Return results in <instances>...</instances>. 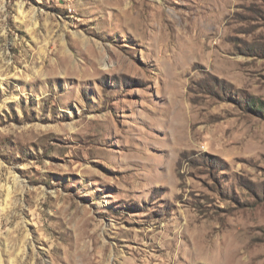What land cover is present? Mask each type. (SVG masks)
<instances>
[{
    "label": "rangeland",
    "instance_id": "1",
    "mask_svg": "<svg viewBox=\"0 0 264 264\" xmlns=\"http://www.w3.org/2000/svg\"><path fill=\"white\" fill-rule=\"evenodd\" d=\"M0 264H264V0H0Z\"/></svg>",
    "mask_w": 264,
    "mask_h": 264
},
{
    "label": "bare ground",
    "instance_id": "2",
    "mask_svg": "<svg viewBox=\"0 0 264 264\" xmlns=\"http://www.w3.org/2000/svg\"><path fill=\"white\" fill-rule=\"evenodd\" d=\"M21 13V12H20Z\"/></svg>",
    "mask_w": 264,
    "mask_h": 264
}]
</instances>
